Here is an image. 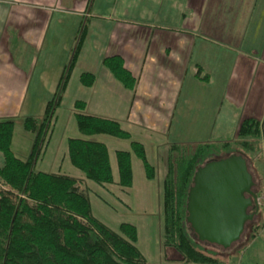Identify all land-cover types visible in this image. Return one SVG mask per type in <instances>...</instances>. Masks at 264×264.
Returning a JSON list of instances; mask_svg holds the SVG:
<instances>
[{"label": "crops", "instance_id": "obj_1", "mask_svg": "<svg viewBox=\"0 0 264 264\" xmlns=\"http://www.w3.org/2000/svg\"><path fill=\"white\" fill-rule=\"evenodd\" d=\"M64 1L0 0V118L44 113L48 100L39 95L55 94L80 24L87 20L89 51L84 54L82 45L62 99L72 98V116H62L75 119V102L82 100L84 112L117 120L131 138L89 136L108 146L114 181L106 185L87 179L71 163L68 139L82 136L75 125L71 133L62 124L58 138L52 129L36 166L83 179L94 216L115 231L123 222L134 224L138 246L140 229L130 215L135 207L143 216L158 213L163 229V180L171 143L222 135V124L234 119L232 107L241 104L250 111L245 118L264 123V0H116L117 6L101 0L89 11L88 0L67 6ZM114 54L136 77L134 89L104 65V58ZM85 71L96 75L91 86L80 80ZM243 119L234 128L235 137ZM131 140L144 145L155 167L153 179L146 176ZM31 143V133L16 125L14 153L27 155ZM119 150L132 152L133 184L127 189L119 184ZM3 160L0 152V166ZM138 248L148 262L151 250ZM164 254L159 247L153 263H161Z\"/></svg>", "mask_w": 264, "mask_h": 264}, {"label": "trees", "instance_id": "obj_2", "mask_svg": "<svg viewBox=\"0 0 264 264\" xmlns=\"http://www.w3.org/2000/svg\"><path fill=\"white\" fill-rule=\"evenodd\" d=\"M92 5L93 0H88L86 9L91 10ZM86 21L79 27L70 59L44 113L0 118V152L4 158L0 166V264H148L136 245L137 227L123 222L119 231H115L95 217L83 179L36 169L86 37ZM103 63L125 87L135 88L136 77L126 68L120 54L106 56ZM80 80L91 86L96 75L85 71ZM75 107V119L82 136L68 139L70 161L87 179L99 185L112 183L108 146L89 136L107 134L129 139L131 134L117 120L84 112L86 103L82 100H77ZM16 125L32 135L30 151L25 158L17 156L12 149ZM262 128L257 118L248 117L241 121L237 137L221 145L212 141L170 144L162 197V246L166 261L226 264L217 251L205 247L190 230L186 221L188 191L197 167L209 160L240 153L249 161L248 153L260 151L262 147ZM131 145L144 164L146 176L153 179L155 167L148 161L144 145L135 140H131ZM117 162L119 184L123 188L131 187L132 152L117 151ZM250 171L254 176L251 168ZM253 190L259 197L262 189L259 190L256 183ZM256 220L249 226L247 240L257 236L260 224H256ZM225 252L229 261L230 251Z\"/></svg>", "mask_w": 264, "mask_h": 264}, {"label": "water", "instance_id": "obj_3", "mask_svg": "<svg viewBox=\"0 0 264 264\" xmlns=\"http://www.w3.org/2000/svg\"><path fill=\"white\" fill-rule=\"evenodd\" d=\"M254 185L248 160L240 153L198 166L188 191L186 216L196 238L225 249L239 241L259 208ZM253 205L255 210L248 213Z\"/></svg>", "mask_w": 264, "mask_h": 264}, {"label": "rangeland", "instance_id": "obj_4", "mask_svg": "<svg viewBox=\"0 0 264 264\" xmlns=\"http://www.w3.org/2000/svg\"><path fill=\"white\" fill-rule=\"evenodd\" d=\"M74 1L76 2V0H71L70 2L65 0L64 5H66V6L69 4L74 5V3H73ZM78 1H80V0H78ZM100 1L101 0H93L92 6L94 7L97 4L99 5ZM110 4H112V5L114 4L115 6H117L116 0H110ZM79 21H80V17L78 18V23H79ZM84 21H85V19L82 22H84ZM216 24H218V23L216 22ZM77 27H78V25H77ZM79 29L77 31V36L79 33ZM148 31H149V29H148ZM226 33H228V31ZM86 45H87V38L85 37L84 42H83L84 54H86V52L89 51V48H87ZM53 96H54V93L53 94L51 93V94L39 95L40 99L47 98L48 101L50 99H52ZM71 100H72V98H66L61 104V112L59 111V113H61V116L59 118V121L57 122V127L56 126L53 127L54 130L56 129L55 130V137L56 138L59 137V134L63 130L62 124H65L67 131L71 132V133L73 132V129H74L73 125H75V127H77V121L74 118H71V120L69 121L68 116H66L65 119L62 116V114H65V113H66V115L72 113ZM224 105L226 108L230 107L229 103H225ZM232 108L234 111V119L231 117L232 119L230 120V122L228 124H222V127L224 128V129L223 128L221 129L222 135H219V136L214 135L213 137H211L214 139H210L209 141H212V142H215L218 144L220 143V145H221L222 142H224V141L234 140L236 138L235 133H234V128H235V126H237L238 120L243 119L246 116H248L250 111H249V108L245 104H241L238 107H232ZM71 116H72V114H71ZM55 117H56V114H55ZM263 122H264V118H263ZM215 139H220V140L217 141ZM261 143H262V147H261L260 151L248 153V157H251L252 162H253V163L251 162V159H249V161H248V163L250 162L249 166H250L251 170L254 172L255 183L257 185V188H259V190L262 189L261 194L258 197L259 198V200H258L259 208L257 210L256 217L252 221H249L246 223L244 232L242 233L240 240L237 241L230 248L225 249V248L218 246V245H214V244H210L207 242H201L200 241V243H202L205 247H208L209 249H213V250L217 251L218 254L223 259L226 260V264H264V123H263V128H262ZM18 156H20L21 158L22 157L25 158L26 153L20 152V153H18ZM140 162H142V161L140 160ZM36 169L42 170L40 165L36 166ZM1 185L2 184L0 182V186ZM135 211L136 212L134 214H130V215L133 218L132 220H136V223L138 224L139 229H140L141 237H140V243L138 246H140V248L144 252H147L148 248L151 250V255H148V264L165 263L166 262L165 256L162 257V259H164V260H162L161 263H157V261L153 263V261H152V258H154L152 256L153 253H158L159 247L163 248V246H162L163 229H162V220H161L160 215H158V213H157V215H155V217H153V214H154L153 213L150 216L149 215L143 216L140 213H138L137 207H135ZM158 211H159V207H158ZM162 211H163V207H162ZM125 216H126V218L131 219V217H127V216H129L128 212H126ZM256 218H257V220H256ZM143 220H145V221H143ZM255 220H256V224H258V223L260 224V228L258 229L257 236L253 240H250V239L247 240L248 238L246 239V237H248L249 226ZM193 235L195 236L194 233H193ZM226 250L230 251L231 257L229 258V261H228V258L226 257V255H227V253L225 252ZM170 255L174 256L173 254H170ZM176 257H177V255H176ZM154 260H155V258H154ZM171 263L172 264H182L178 261L177 262L174 261Z\"/></svg>", "mask_w": 264, "mask_h": 264}, {"label": "flooded vegetation", "instance_id": "obj_5", "mask_svg": "<svg viewBox=\"0 0 264 264\" xmlns=\"http://www.w3.org/2000/svg\"><path fill=\"white\" fill-rule=\"evenodd\" d=\"M245 196H246V197H249V196H251V195L246 193ZM254 210H255V205H253V206H251V207H248L246 211H247L248 213H251V212H253ZM251 221H252V220H251ZM248 222H249V221H248Z\"/></svg>", "mask_w": 264, "mask_h": 264}]
</instances>
